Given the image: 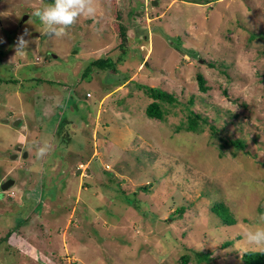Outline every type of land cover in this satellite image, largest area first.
I'll return each instance as SVG.
<instances>
[{
	"label": "rangeland",
	"instance_id": "374dc122",
	"mask_svg": "<svg viewBox=\"0 0 264 264\" xmlns=\"http://www.w3.org/2000/svg\"><path fill=\"white\" fill-rule=\"evenodd\" d=\"M51 3L0 0V264H241L259 251L245 233L264 228V0H95V16L49 39L32 13ZM101 57L117 72L83 78ZM141 86L178 98L163 121ZM189 109L228 144L208 125L183 130Z\"/></svg>",
	"mask_w": 264,
	"mask_h": 264
},
{
	"label": "trees",
	"instance_id": "16d2710c",
	"mask_svg": "<svg viewBox=\"0 0 264 264\" xmlns=\"http://www.w3.org/2000/svg\"><path fill=\"white\" fill-rule=\"evenodd\" d=\"M119 18V15H118ZM119 36L122 39V41L119 44V48L121 49L122 57L121 60L123 61L125 55L127 54L125 43L127 41V29L124 25L120 24L119 27ZM94 69H98L101 71H112L117 72V62L114 61L110 57H101L98 59H95L91 62L89 67L86 69L85 75H83V78H86L88 75V72H90ZM197 83L199 86L200 92L206 93L208 91V87L206 85V79L202 74H198L197 76ZM143 92L151 99L150 104L147 106L145 113L146 115L151 119H156L163 121L166 116V105H176L178 103V98L160 88H155L151 86H144L140 87ZM206 125H208V128L211 131L212 136L216 137L219 140V146L223 147L224 144H228L226 142L222 143V140L220 137H218L217 129L214 125L208 123L207 117H202L199 113H196L194 110L189 109L188 115H187V122L183 127V130L191 133H203L206 130ZM229 144L233 145L237 149H244L246 147L245 142L240 139H230ZM140 190H147V186L140 187ZM186 211L185 207H181L177 209L176 213L179 214V216H182ZM213 211H215L219 216L222 214H226L229 216V211L227 207L224 205L223 202H218L215 207L213 208ZM231 217V216H230ZM227 222V221H225ZM241 264H264V252L261 251H247L242 253L241 257ZM182 260L184 264H188L189 258L186 256L182 257Z\"/></svg>",
	"mask_w": 264,
	"mask_h": 264
},
{
	"label": "clouds",
	"instance_id": "9594fccd",
	"mask_svg": "<svg viewBox=\"0 0 264 264\" xmlns=\"http://www.w3.org/2000/svg\"><path fill=\"white\" fill-rule=\"evenodd\" d=\"M95 14V0H54V3L48 4L43 9H36L32 13L43 26L42 35L49 39L62 36L80 17H93ZM27 35L29 33L26 30L17 38L14 57L23 55L27 50L30 43L25 39ZM34 147L38 160H43L52 150V144L48 140H43ZM261 220H264V217H261ZM245 238L255 249L264 252V228L248 231L245 233Z\"/></svg>",
	"mask_w": 264,
	"mask_h": 264
},
{
	"label": "water",
	"instance_id": "95a60500",
	"mask_svg": "<svg viewBox=\"0 0 264 264\" xmlns=\"http://www.w3.org/2000/svg\"><path fill=\"white\" fill-rule=\"evenodd\" d=\"M27 18H28V17L25 16V17L23 18L22 21H25ZM20 123H21V120L16 121V122H15V126L20 125ZM20 151H21V149H20ZM24 157H28V152H26V153L24 154ZM14 183H15L14 180H12V179H8L7 181H5V182L1 185V190H2V191H8V190L14 185Z\"/></svg>",
	"mask_w": 264,
	"mask_h": 264
},
{
	"label": "flooded vegetation",
	"instance_id": "af4514ba",
	"mask_svg": "<svg viewBox=\"0 0 264 264\" xmlns=\"http://www.w3.org/2000/svg\"><path fill=\"white\" fill-rule=\"evenodd\" d=\"M24 151H22V153H23Z\"/></svg>",
	"mask_w": 264,
	"mask_h": 264
},
{
	"label": "crops",
	"instance_id": "0c3cea01",
	"mask_svg": "<svg viewBox=\"0 0 264 264\" xmlns=\"http://www.w3.org/2000/svg\"><path fill=\"white\" fill-rule=\"evenodd\" d=\"M58 128H59V126H58Z\"/></svg>",
	"mask_w": 264,
	"mask_h": 264
}]
</instances>
